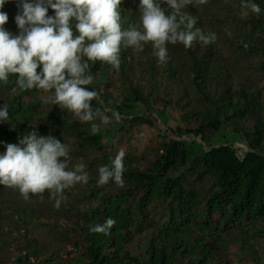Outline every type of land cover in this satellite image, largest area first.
<instances>
[{
	"label": "rangeland",
	"instance_id": "rangeland-1",
	"mask_svg": "<svg viewBox=\"0 0 264 264\" xmlns=\"http://www.w3.org/2000/svg\"><path fill=\"white\" fill-rule=\"evenodd\" d=\"M134 1L135 4L123 0L120 5V11L123 12L122 29L140 22L139 2ZM241 4L242 0H207L197 7L207 32L216 34L217 50L221 51L212 58H207L210 67L208 66L209 72L206 71V74L214 87L211 101H207L196 92L186 70H179L171 78L162 72L148 71L140 65L139 59L135 58L131 63L124 62V70L131 75L129 80L135 86L146 95L152 96V104L149 107L141 104H130L131 106L125 107V99L131 96L129 81L123 78L122 69L115 70L111 65L102 63V71L96 72V75L89 67L88 73L94 77L98 94L93 99L95 105L101 106L102 109L99 110L109 117L112 116V112H118L121 119L116 121L113 118L111 123L103 125L99 120L84 122L70 113L71 120L87 124L90 131L92 123L99 125V131L96 133L100 134L102 151L82 145L70 132H60L61 126L58 124L37 132L45 137L52 135L61 143L67 144L70 149L69 170L78 163H84L89 181L87 184H77L66 189L64 193L66 200L62 202L60 208L55 207V199L51 198L48 192L30 194V199L25 201L18 189L0 185V264H13L17 257L28 253H31V262L28 264H87L83 254L85 232L83 215H91L95 209L104 205L113 191L122 189L133 192L126 208L133 216L134 224L128 230L129 234L125 233L129 236L125 250L132 256L149 262L151 258L162 253L171 255L174 249L178 253L181 247L182 253L187 247L195 246L198 240H203L205 244L209 243L212 236L204 234L198 223L206 221V203L214 191L210 178L201 180L195 173L186 175L184 188L193 193L194 199L185 202L182 220L186 221L185 224L180 222L179 226H174V231L169 232V235L165 233V227L171 224L173 213L178 211L176 203L169 198L157 197L148 207L141 209L138 202L143 196V191L127 185L124 172L123 186L111 181L99 185L97 181L99 168L109 166L105 163V155L113 160L120 150L125 152L123 163L126 162V157H130L132 168L142 173L151 165L154 154L164 142H185L186 152L191 153H202L224 144H231L239 155L249 151V138L246 134L251 133L256 124L264 129V75L253 66L243 67V63L239 62L244 55L237 57L231 49L223 50L229 38L227 26L230 24L227 22H233L236 16L247 22L254 15L249 11L246 17H242ZM9 7L10 21L4 27L16 34L19 29L13 20L18 8L13 2ZM134 8L137 17L135 24L126 21V17ZM51 12L54 14L53 10L49 9V15ZM234 22V32L243 39H249L250 37L245 34H248L249 30L242 33V28L234 27L237 21ZM179 56L185 63L183 53ZM130 57L131 55L127 60ZM7 83L4 85L5 88L0 90V105H8V96L11 97L18 90L16 86V91H13L12 80ZM34 90L32 99H41L44 102L43 106L48 110H67L60 109L51 102L53 92ZM243 93H247V97L255 102L258 111L238 125L237 130L224 123L220 130L206 134V140L201 135H187L183 132L182 136H178L170 132L172 128L182 131L195 130L202 124L211 122L216 118V108L223 104V99L231 98L235 104L243 103ZM92 108L95 109V106L92 105ZM106 109L111 111H105ZM0 127L9 129L12 124L6 121L0 124ZM24 136L25 134L17 136L18 143ZM6 143L9 141L1 132L0 153L6 151L4 147ZM187 168L188 164H180L169 173V176L177 177ZM222 222L219 214L214 215L211 220L215 229H223ZM189 223L191 224L188 226ZM261 227V224L253 225L248 222L230 226L229 232L222 235L220 248L215 249L209 264H264V235ZM114 252L115 249H111V257Z\"/></svg>",
	"mask_w": 264,
	"mask_h": 264
},
{
	"label": "trees",
	"instance_id": "trees-1",
	"mask_svg": "<svg viewBox=\"0 0 264 264\" xmlns=\"http://www.w3.org/2000/svg\"><path fill=\"white\" fill-rule=\"evenodd\" d=\"M129 2L135 4L134 0H129ZM254 2L260 6L261 13H254L252 19L247 22L238 16L234 17L233 22L228 21L227 24H230L227 26L229 38H227L223 50L231 49L237 57L244 55L240 58L239 63H243V67L253 66L264 75V0H254ZM10 3H6L2 9L8 14V21H10ZM197 7H199V3L193 0V3L187 5L183 11L194 16L197 19L196 27L207 34L206 26L201 22ZM165 10L166 12L172 11L167 8ZM50 15L54 14L51 12ZM136 18L134 8L126 17V21L135 24ZM13 21L15 22V19ZM219 21L221 22L220 19ZM234 21H237L234 27L242 28V33L249 30L248 34L245 33L246 36L250 37L249 39H243L242 36L234 32ZM247 27L248 29H246ZM18 33L19 30L16 34ZM217 49L218 43L216 42L208 46L194 42L190 49H186L180 43L168 44V62L166 64L158 62V59L153 55L151 43L145 45L144 51L139 53H135L131 48L122 49L120 68L123 78L129 81L131 96L125 99V107L131 106L130 104H141L149 107L152 104V96L146 95L138 86H135L129 80L131 75L124 70V62L131 63L135 58H138L140 65L148 71L162 72L171 78L179 70H186L190 74V80L196 92L207 101H211L214 87L206 74V71L209 72L208 66L210 65L207 64V58L215 56L219 51ZM180 53H183L185 63L182 57L180 59ZM130 55L131 57L127 60ZM101 66L102 62H90V69L95 74L102 71ZM9 80H12V89H16L17 76L10 75ZM6 83L0 82V90L5 88ZM88 87L89 90L97 92L94 81ZM34 93V89L20 90L18 88L17 93L12 94L11 97L8 96V121L12 127L9 129L0 127V133H4L9 143L18 145V135H28L30 132H38L58 124L61 126L60 132H70L82 145L103 150L100 134L92 133L85 123L71 120L69 110H48L43 106L44 102L41 99H32ZM243 96V103L238 104L233 103L231 98L223 99V104L216 108V118L212 119L211 122L202 124L195 130L182 131L172 128L170 132L178 136H182L183 132L187 135H201L206 140V134L220 130L224 123L230 124L237 130L238 125L258 111V106L247 97V93H243ZM92 105L95 106L96 110L102 109L101 106L97 107L94 101H92ZM95 109L93 110L95 111ZM119 110L122 111L121 108ZM219 117L222 119L219 120ZM246 135L249 138V151L242 155H239L231 144L212 147L202 153H191L186 152L185 142L170 141L160 145L154 154L151 165L143 173L132 168L133 163H131L130 157L125 158L124 179L126 184L143 191V196L138 202L141 209L148 207L157 197L169 198L177 204L178 211L173 213L171 224L165 227L167 235L174 231V226L181 224L186 206L185 202L194 199L193 193L184 188L186 175L195 173L201 180L204 178L212 180L214 191L206 203V221L198 223L204 234L212 236L209 243L205 244L203 240H198L195 246L187 247L182 253V247H179L178 253L174 249L171 255L162 253L151 258L149 262H143L132 256L129 251L125 250V246L127 245V238H129L127 236L128 230L134 224L133 216L126 208L133 192L122 189L113 191L104 205L95 209L91 215H83L85 218L83 254L87 264H209L215 249L220 248L222 235L229 232L230 226L240 222H248L253 225L261 224V232L264 235V154H262L264 129L256 124L252 128V132ZM105 163L109 166L112 163L107 155H105ZM180 164H188L189 168L177 177H170L169 173ZM216 214L222 218L223 229H215L211 223ZM109 218L113 219L115 223L107 234L90 232V225L103 224ZM185 222L182 223L185 224ZM111 249H115L113 258L111 257ZM30 254L17 257L13 264L30 263Z\"/></svg>",
	"mask_w": 264,
	"mask_h": 264
},
{
	"label": "clouds",
	"instance_id": "clouds-1",
	"mask_svg": "<svg viewBox=\"0 0 264 264\" xmlns=\"http://www.w3.org/2000/svg\"><path fill=\"white\" fill-rule=\"evenodd\" d=\"M9 2L18 8V34L4 27L9 17L2 9ZM206 2L196 0L199 4ZM121 3L122 0H0V82L6 83L10 75H15L20 90L51 91V102L60 109L69 110L84 122L99 120L108 125L121 116L112 112L109 117L99 109L93 110L91 102L98 94L88 87L94 81L88 73L90 62L99 61L119 70L122 49L142 52L151 43L153 55L160 64H166L168 44L180 43L190 49L194 42L208 46L217 40L215 33L202 32L196 27L197 19L183 11L193 0H139V24L124 29ZM166 8L172 11L166 12ZM49 9L54 15H49ZM249 11L260 14L262 10L254 0H242L241 16L246 17ZM8 120V106L0 105V124ZM91 130L98 132L99 125L92 123ZM4 147L6 151L0 153V185L18 189L25 201L30 194L48 192L55 199V207L60 208L66 200V189L89 181L84 163L69 170V146L52 135L30 132L19 145L6 143ZM124 157L125 152L120 150L111 166L99 168V185L111 181L123 186ZM114 223L109 218L103 224L90 225L89 230L107 234Z\"/></svg>",
	"mask_w": 264,
	"mask_h": 264
}]
</instances>
